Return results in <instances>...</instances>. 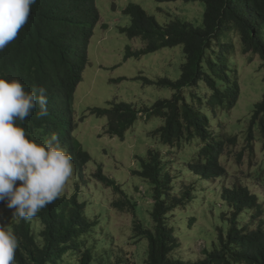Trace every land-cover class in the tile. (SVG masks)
<instances>
[{"label": "trees", "instance_id": "1", "mask_svg": "<svg viewBox=\"0 0 264 264\" xmlns=\"http://www.w3.org/2000/svg\"><path fill=\"white\" fill-rule=\"evenodd\" d=\"M185 1L205 3L202 26L180 19L163 24L138 3H129L123 10L131 23L121 26L120 31L144 42L138 51L128 46L127 57L178 45L183 46L186 57L177 80L141 77L145 83L175 92L171 98L156 100L143 113L147 119H164L153 133L169 151L163 154L161 150L149 149L147 157L141 158V169L134 172L152 184L153 208L149 218L134 219L133 236L129 239L147 242L145 264H264V192L254 191L255 175L251 172L243 178L236 176L222 188L221 206L215 200L222 209L223 225L217 229L213 246L203 249V256L194 261L179 255L183 247L174 217L189 213L199 185L197 181L177 185L178 165L170 154L201 140L203 144L192 160L181 156L187 163L183 168L188 167L198 176V184L226 178L230 172L223 158L231 144L238 143L239 135L230 134L223 125L216 134L211 126L218 110L235 107L242 90L238 70L230 66L224 53L240 42L249 61L259 57L260 69H264V0ZM100 20L97 0H36L16 39L0 52V76L19 78L29 91L34 86L47 89L49 115L37 118L33 111L23 126L39 140L55 133L72 156L80 178L92 156L74 135V96L83 80L88 47ZM90 112L108 119L107 132L112 136L124 137L139 118V111L131 102L118 99L109 101L107 107L91 108ZM245 132L246 146L255 151L254 142L259 137L264 148V94L255 103ZM238 158L242 160V152ZM94 176L119 193L112 208L139 209L140 204L115 179L105 175L101 166ZM211 193L217 194L215 190ZM34 219L42 225L38 233ZM100 224V216L91 217L88 203L80 199L77 190L71 196L62 195L31 220L12 219L11 226L5 228H11L18 238L14 264H71L75 257L80 264H94L95 260L98 264H129L127 258L114 255L109 249L95 255L94 250H99L95 244L101 242Z\"/></svg>", "mask_w": 264, "mask_h": 264}, {"label": "rangeland", "instance_id": "2", "mask_svg": "<svg viewBox=\"0 0 264 264\" xmlns=\"http://www.w3.org/2000/svg\"><path fill=\"white\" fill-rule=\"evenodd\" d=\"M129 3L142 5L149 14L155 15L163 24L172 19H180L192 22L196 26L203 25L205 3L202 1L97 0L101 20L91 38L88 61L82 73L83 80L74 96L76 121L74 135L82 147L91 154L92 159L85 166L83 178L76 174L73 164V175L66 185L64 194L71 196L79 190L80 199L88 203L91 217L95 219L100 216L101 224L98 230H101V242H99L101 245L95 244L99 249L94 250L95 255H101L109 249L112 254L127 258L129 264H145L147 242L136 243L129 238L133 236L134 219L149 218L153 208L152 184L134 172L141 169V158L147 157L149 149L161 150L163 154L169 149L159 136L153 133L163 125L164 119H147L143 113L156 100L171 98L175 91L145 83L141 77L152 80L169 77L177 80L181 76V66L186 57L182 45L163 48L140 57H127L128 46L133 51L144 47L140 37L130 38L120 31L121 26L131 23L130 17L123 11ZM224 56L229 60L230 66L238 70L242 90L235 107L228 111L218 110L213 116L211 126L216 134L223 125L230 134L239 135L238 143L231 144L223 158L225 167L229 169V175L226 178L218 177L198 184V176L189 171L188 167L183 168L187 163L181 156L192 160L199 146L203 144L201 140L182 151H174L170 154L172 161L177 162L178 165V171H175L180 175L179 180L176 181L177 185L182 182L187 185L190 181H197V186L199 185L197 198L189 206V213L183 216L176 214L174 217L175 228L183 247L179 255L193 261L203 256V249L211 248L214 240L217 241V229L223 225V220L220 217L222 209L217 207L215 200L220 201L224 186L230 185L236 176L243 178L251 172L252 176L255 175L254 191L264 192L262 139L258 137L254 142L255 152L251 146H246L244 138L254 105L264 94V69H260L259 57L256 56L253 61H249L248 56L241 51L240 42L236 43L230 52L225 51ZM207 95L209 92L205 96ZM114 99L131 102L139 111L138 120L124 137L112 136L107 132L108 119L90 112L94 107L109 106V101ZM47 129L50 132L49 126ZM256 131L259 136L258 128ZM240 152H242V160H238ZM99 166L103 168L105 175L115 179L122 189L136 200L138 205L140 204L138 210L111 207L119 193L114 187L96 179L94 174ZM260 182L263 184H259ZM212 190L217 194L211 193ZM221 203L222 201L218 205L221 206ZM4 211L5 213L2 214ZM226 212L230 213L229 209H226ZM192 216L196 217L190 222ZM16 218L6 206L0 209V226L10 227L11 220ZM33 225L38 233L42 225L37 219H34ZM71 261V264H80L76 257ZM94 264H98V260H95Z\"/></svg>", "mask_w": 264, "mask_h": 264}, {"label": "clouds", "instance_id": "3", "mask_svg": "<svg viewBox=\"0 0 264 264\" xmlns=\"http://www.w3.org/2000/svg\"><path fill=\"white\" fill-rule=\"evenodd\" d=\"M35 2L0 0V52L16 39ZM47 105L46 88L29 91L19 78L0 76V209L23 220L60 198L73 175L72 156L55 133L39 140L23 126L33 111L47 117ZM18 246L13 230L0 226V264H14Z\"/></svg>", "mask_w": 264, "mask_h": 264}]
</instances>
